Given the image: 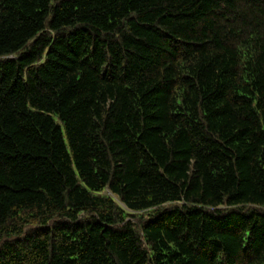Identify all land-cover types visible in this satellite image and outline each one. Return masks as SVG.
Masks as SVG:
<instances>
[{
    "label": "trees",
    "instance_id": "obj_1",
    "mask_svg": "<svg viewBox=\"0 0 264 264\" xmlns=\"http://www.w3.org/2000/svg\"><path fill=\"white\" fill-rule=\"evenodd\" d=\"M0 264H264V0H0Z\"/></svg>",
    "mask_w": 264,
    "mask_h": 264
}]
</instances>
